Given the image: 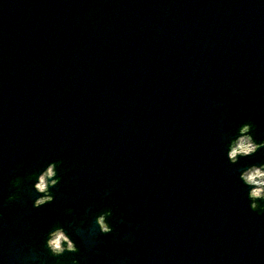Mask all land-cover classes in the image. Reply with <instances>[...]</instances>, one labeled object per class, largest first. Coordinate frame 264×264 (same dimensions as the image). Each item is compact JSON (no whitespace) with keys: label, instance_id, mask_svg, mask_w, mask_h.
I'll return each instance as SVG.
<instances>
[{"label":"water","instance_id":"obj_1","mask_svg":"<svg viewBox=\"0 0 264 264\" xmlns=\"http://www.w3.org/2000/svg\"><path fill=\"white\" fill-rule=\"evenodd\" d=\"M243 123L264 141V0H0V264H52L56 223L79 264H264Z\"/></svg>","mask_w":264,"mask_h":264},{"label":"clouds","instance_id":"obj_2","mask_svg":"<svg viewBox=\"0 0 264 264\" xmlns=\"http://www.w3.org/2000/svg\"><path fill=\"white\" fill-rule=\"evenodd\" d=\"M252 125L243 123L239 126L237 133L229 139L225 146V158L236 165L242 158L254 156L260 149H264V141L257 142L251 134ZM239 181L247 189L246 197L250 202L252 211H264V162L252 163L239 171ZM61 182L60 175L55 161L48 162L33 174L32 190L35 198L32 201L33 208H41L54 202L55 197L52 189ZM19 183V181H17ZM15 195H10L9 200H14ZM112 215L110 210L100 211L95 216V225L101 234H109L113 228L108 223V218ZM45 247L54 257H60L65 253H77L79 246L77 241L70 235L62 224H57L50 229L45 238ZM71 264H79L73 259Z\"/></svg>","mask_w":264,"mask_h":264}]
</instances>
